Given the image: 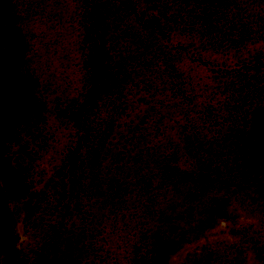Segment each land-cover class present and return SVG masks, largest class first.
<instances>
[{
    "label": "trees",
    "instance_id": "16d2710c",
    "mask_svg": "<svg viewBox=\"0 0 264 264\" xmlns=\"http://www.w3.org/2000/svg\"><path fill=\"white\" fill-rule=\"evenodd\" d=\"M221 223L181 264H264V0H0V264H169Z\"/></svg>",
    "mask_w": 264,
    "mask_h": 264
},
{
    "label": "rangeland",
    "instance_id": "374dc122",
    "mask_svg": "<svg viewBox=\"0 0 264 264\" xmlns=\"http://www.w3.org/2000/svg\"><path fill=\"white\" fill-rule=\"evenodd\" d=\"M30 198H27L23 205L21 214L18 217H15L11 222V227L17 232L21 239L23 238H30V235H27L26 228L24 227V223L26 217L30 210ZM250 222L249 218L241 216L239 218V224L243 225ZM231 237L228 234V227L225 223H221L216 226L213 230L209 231L203 238L199 239L198 241L194 242L193 244L185 246L181 251H179L173 258L170 260L169 264H181L183 260V256L186 255L188 252H191L194 249H197L204 245L205 243H213L219 241H227L230 240Z\"/></svg>",
    "mask_w": 264,
    "mask_h": 264
}]
</instances>
